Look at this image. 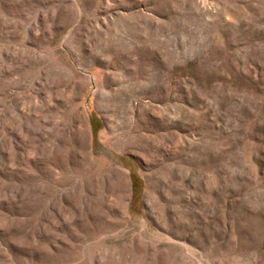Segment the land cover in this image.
Masks as SVG:
<instances>
[{"label": "rangeland", "instance_id": "rangeland-1", "mask_svg": "<svg viewBox=\"0 0 264 264\" xmlns=\"http://www.w3.org/2000/svg\"><path fill=\"white\" fill-rule=\"evenodd\" d=\"M0 264H264V0H0Z\"/></svg>", "mask_w": 264, "mask_h": 264}]
</instances>
